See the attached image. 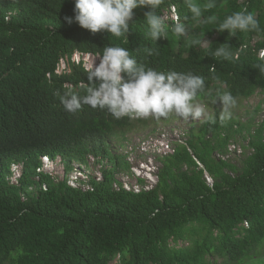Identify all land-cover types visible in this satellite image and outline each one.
<instances>
[{
	"label": "trees",
	"instance_id": "1",
	"mask_svg": "<svg viewBox=\"0 0 264 264\" xmlns=\"http://www.w3.org/2000/svg\"><path fill=\"white\" fill-rule=\"evenodd\" d=\"M191 2L203 8L208 0ZM73 9L74 0H0V264H238L257 256L264 245L261 129L237 175L212 158L218 144L205 135L216 123H203L196 139L166 157L150 190H114L113 171H105L91 192L47 178L48 189L28 194L26 201L20 191L32 183L41 155H61L67 164L101 155L119 169L120 158L111 154L107 140L114 129L129 125L131 116L116 119L88 105L70 113L60 102L66 90L83 95L88 85L84 61L71 60L75 52L96 58L103 47L118 45L157 71L204 77L205 89L195 102L208 99L209 92L245 98L264 90V73L257 67L264 66V0H216L200 19H193L186 0H162L157 14L166 20L167 38L157 41L149 35L148 8L133 10L126 38L80 27ZM245 9L255 15L258 30L235 36L217 31L227 15ZM173 12L185 23L186 35L171 30ZM223 46L232 59L211 55ZM63 59L69 70L57 71ZM12 161L24 162L20 187L6 180ZM182 164L196 169L181 170ZM204 170L214 179L211 185ZM17 249L23 254L14 256Z\"/></svg>",
	"mask_w": 264,
	"mask_h": 264
},
{
	"label": "clouds",
	"instance_id": "2",
	"mask_svg": "<svg viewBox=\"0 0 264 264\" xmlns=\"http://www.w3.org/2000/svg\"><path fill=\"white\" fill-rule=\"evenodd\" d=\"M186 2L193 19L202 18L203 11L216 6V0H208L203 8L191 0ZM161 3L162 0H74V20L80 27L92 33L106 31L114 37L126 38L129 24L133 21V10L138 7L148 8L144 16L150 29L149 35L152 40L157 41L162 37L167 38L166 20L157 14ZM10 15L11 12L6 19H9ZM172 16L171 30L177 37L186 35L188 30L180 15L173 12ZM72 19L66 18L68 23H71ZM202 22H211V18ZM216 29L220 32L227 30L229 35L235 36L237 31L258 30L259 22L252 12L245 9L227 15ZM151 53L152 50L148 49V54ZM84 55L89 54L75 52L71 60L78 62ZM211 55L225 60L233 58L227 46L215 49ZM63 60L60 62L61 65L64 64ZM65 60L67 62V59ZM260 60L264 61V52L260 54ZM59 66L57 71H62L58 70ZM83 66L88 81L87 87L82 86L84 94L68 89L60 95V102L67 112L76 113L83 105H88L92 109L107 110L116 119L134 115L140 119L160 120L175 114L185 120L189 117L192 120H200L204 116L201 123L217 122L215 114L205 115V108L195 102L197 94L205 89V79L200 75L191 72L157 71L139 63L127 48L118 45L103 47L102 54L91 65L84 61ZM257 67L264 73V66L257 65ZM207 96L211 104L217 101L221 103L222 110L218 117L221 124L232 118L230 108L236 104V98L230 92H217L214 96L209 92ZM22 254L23 250L17 249L14 256Z\"/></svg>",
	"mask_w": 264,
	"mask_h": 264
},
{
	"label": "rangeland",
	"instance_id": "3",
	"mask_svg": "<svg viewBox=\"0 0 264 264\" xmlns=\"http://www.w3.org/2000/svg\"><path fill=\"white\" fill-rule=\"evenodd\" d=\"M206 43L207 41L204 44ZM186 48L187 46L183 48L185 52ZM75 58L77 59V56ZM81 58L91 65L97 57L84 55ZM63 62V65L60 63L58 70H69L65 59ZM196 103L205 108V115L217 116L216 127L205 135L211 145L218 144L211 154L212 158L225 161L229 165L224 168L225 171L237 175L242 170L246 157L253 152L250 142L260 129L264 137V90L257 88L251 95L237 99L236 104L230 108L232 118L223 124L218 119L222 110L219 101L211 104L206 99ZM203 119L204 116L200 120H192L191 117L185 120L172 114L166 119L154 120L140 119L132 115L130 124L114 129L107 140L111 154L120 158L118 177L131 186L139 184L141 188H144L146 185H154L156 182H150L144 173L142 174L144 177L137 180L132 169L157 177L172 148L196 139L203 125L201 123ZM202 167L198 165V168ZM149 168L151 170L148 172ZM179 169L192 172L196 168L182 164ZM203 178L209 184L214 182L212 176L205 170ZM238 264H264V245L257 256Z\"/></svg>",
	"mask_w": 264,
	"mask_h": 264
},
{
	"label": "built area",
	"instance_id": "4",
	"mask_svg": "<svg viewBox=\"0 0 264 264\" xmlns=\"http://www.w3.org/2000/svg\"><path fill=\"white\" fill-rule=\"evenodd\" d=\"M173 151L174 148L171 149L170 154ZM23 166V162H12L10 164V170L7 176V182L10 185L20 187ZM132 170L137 180H141L145 176L150 182L157 183L158 178L152 176V174L136 169ZM150 170L149 168L147 171L149 172ZM105 171H113L111 186L117 191L123 189L139 193L150 190L156 185V183L151 186L146 185L144 188H141L139 184L131 186L128 182L118 177L119 170L114 171L112 163L102 156L90 154L83 161L73 160L67 164L61 155L54 157L41 155L39 164L36 166L35 173L31 178L32 183L27 186L25 191H20V199L26 201L28 194L36 195L41 191H46L48 189V182L43 178H47V180L53 183H65L68 187L78 189L82 192H91L94 191L97 183L104 181ZM143 173L144 176L142 175Z\"/></svg>",
	"mask_w": 264,
	"mask_h": 264
}]
</instances>
